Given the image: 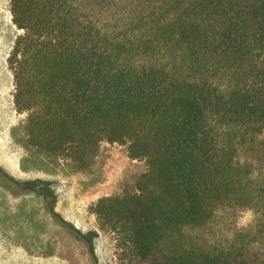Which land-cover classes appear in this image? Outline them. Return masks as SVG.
<instances>
[{
    "label": "trees",
    "instance_id": "16d2710c",
    "mask_svg": "<svg viewBox=\"0 0 264 264\" xmlns=\"http://www.w3.org/2000/svg\"><path fill=\"white\" fill-rule=\"evenodd\" d=\"M9 10L24 143L80 166L102 140L128 143L147 163L137 193L94 207L118 264H264V228L218 246L185 232L236 199L249 173L236 153L264 131V0H10ZM0 173L58 215L48 182ZM259 182L247 201L264 213Z\"/></svg>",
    "mask_w": 264,
    "mask_h": 264
},
{
    "label": "rangeland",
    "instance_id": "374dc122",
    "mask_svg": "<svg viewBox=\"0 0 264 264\" xmlns=\"http://www.w3.org/2000/svg\"><path fill=\"white\" fill-rule=\"evenodd\" d=\"M9 8L10 0H0V167L18 182L33 180L38 188L48 182L58 215L46 210L37 192L15 186L0 173V264H118L115 233L100 222L94 207L104 197L137 193L140 182H146L147 163L129 155L128 143L102 140L86 166L24 143L25 114L14 110L6 64L18 32ZM235 157L249 172L239 176L236 199L218 205L203 225L185 230L208 246L264 228V213L247 201L264 179V131Z\"/></svg>",
    "mask_w": 264,
    "mask_h": 264
}]
</instances>
